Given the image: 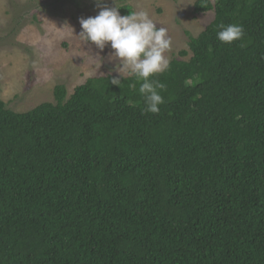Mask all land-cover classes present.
I'll use <instances>...</instances> for the list:
<instances>
[{
  "label": "trees",
  "instance_id": "1",
  "mask_svg": "<svg viewBox=\"0 0 264 264\" xmlns=\"http://www.w3.org/2000/svg\"><path fill=\"white\" fill-rule=\"evenodd\" d=\"M210 10L151 77L157 114L109 74L0 99V264H264V0L193 4Z\"/></svg>",
  "mask_w": 264,
  "mask_h": 264
},
{
  "label": "rangeland",
  "instance_id": "2",
  "mask_svg": "<svg viewBox=\"0 0 264 264\" xmlns=\"http://www.w3.org/2000/svg\"><path fill=\"white\" fill-rule=\"evenodd\" d=\"M196 0H103V6L147 11L156 27H165L172 44L169 59L187 49L188 34L196 36L213 18V10L193 13ZM115 4V5H114ZM96 0H0V99L14 111L53 101V88L67 95L89 77L112 75V51L82 44L80 18L94 17ZM73 30V31H72ZM189 56V55H188Z\"/></svg>",
  "mask_w": 264,
  "mask_h": 264
},
{
  "label": "clouds",
  "instance_id": "3",
  "mask_svg": "<svg viewBox=\"0 0 264 264\" xmlns=\"http://www.w3.org/2000/svg\"><path fill=\"white\" fill-rule=\"evenodd\" d=\"M96 3L100 7L98 14L80 18L81 31L75 36L79 37L82 44L94 45L100 51L109 47L112 50L109 59L118 62L114 70L119 77L132 78L135 83L130 87L133 89L139 83L138 92L144 102L143 112L159 113V105L164 103L160 92L166 86L151 77L166 72L170 66L166 53L171 48L172 40L167 28H157L147 11H132L121 16L119 7L103 6V0H96ZM218 28L216 39L221 44H231L244 36L243 26L239 24H220ZM120 78L113 77L110 83L119 87Z\"/></svg>",
  "mask_w": 264,
  "mask_h": 264
}]
</instances>
